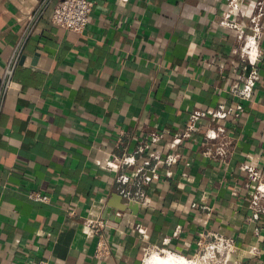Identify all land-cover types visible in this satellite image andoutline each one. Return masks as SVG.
<instances>
[{
  "label": "crops",
  "instance_id": "crops-1",
  "mask_svg": "<svg viewBox=\"0 0 264 264\" xmlns=\"http://www.w3.org/2000/svg\"><path fill=\"white\" fill-rule=\"evenodd\" d=\"M58 1L0 0V264H144L154 246L191 256L202 231L233 239L244 264H264V217L249 219L241 169L264 174V0H92L82 33L52 22ZM231 20L258 39L253 96L174 146L192 110L235 104L233 84L251 77L233 55L242 41ZM220 124L225 157L204 142ZM152 131L165 133L153 151L178 161L126 187L118 177L135 168L107 162ZM98 217L112 248L103 259L85 226Z\"/></svg>",
  "mask_w": 264,
  "mask_h": 264
},
{
  "label": "built area",
  "instance_id": "built-area-1",
  "mask_svg": "<svg viewBox=\"0 0 264 264\" xmlns=\"http://www.w3.org/2000/svg\"><path fill=\"white\" fill-rule=\"evenodd\" d=\"M93 7L94 2L92 0H59L53 10L52 22L62 28L82 33L89 23ZM226 17H229V15H226ZM228 24L236 30L238 38L242 41L241 46L233 50V55L240 58V63L244 65V68L249 66L251 77L245 84H240L239 82L233 84L232 93L237 99L235 104L221 102L213 109L192 110L184 129L173 135L172 143L174 146L179 145L183 140L193 139L199 131V123L203 119L223 122L228 118L237 117L244 110L243 102L250 100L253 96L254 87L259 78L257 64L261 57L258 39L254 35L249 37V39H245L246 28L240 22L231 20ZM13 64L14 60L10 62L7 68V75L12 72ZM164 138V132L152 131L143 136L142 143L133 151L113 154L107 162V166L118 169L135 168L132 176L121 174L118 177L119 181L126 187H129L134 182L137 185L149 183L159 177V163L164 161L166 164H174L178 161L177 154H167L165 157H161L158 151H153V148ZM204 142L210 145V148L206 151L208 155L225 157L229 153L231 141L225 125L220 124L216 132L208 130L204 135ZM140 159L144 160L143 164L139 165ZM153 161L155 163L149 173L144 171L143 167L150 165ZM241 169L246 175V187L250 190L249 209L251 210V215L249 219L254 222H260L264 217V174L250 165H243ZM122 192L125 196L131 195V191L128 188H124ZM136 195L140 197L141 201H147L144 192L137 191ZM29 198L37 201H47L49 199L47 195L36 191L30 192ZM85 226L88 233L97 238L95 256L99 259L108 257L112 253V248L106 235L109 227L107 221L101 217L87 218ZM195 243L196 250L191 256L154 246L146 252L145 261L150 251H157L163 254H172L190 264H244L240 259L234 258L236 245L233 239L219 232L202 231L199 233ZM145 261L144 264L146 263ZM36 264H48V261L40 260Z\"/></svg>",
  "mask_w": 264,
  "mask_h": 264
},
{
  "label": "bare ground",
  "instance_id": "bare-ground-1",
  "mask_svg": "<svg viewBox=\"0 0 264 264\" xmlns=\"http://www.w3.org/2000/svg\"><path fill=\"white\" fill-rule=\"evenodd\" d=\"M150 261L147 264H190L183 259H178V257L172 254H167L165 256H156V258L153 259V263H151L152 261Z\"/></svg>",
  "mask_w": 264,
  "mask_h": 264
},
{
  "label": "rangeland",
  "instance_id": "rangeland-1",
  "mask_svg": "<svg viewBox=\"0 0 264 264\" xmlns=\"http://www.w3.org/2000/svg\"><path fill=\"white\" fill-rule=\"evenodd\" d=\"M167 254L168 253L163 254V253H160L157 251H150L146 257V263L145 264H147L150 260L152 261V262L151 261L150 262L153 263V259L156 258V256H165ZM196 264H198V263H196ZM199 264H202V263H199Z\"/></svg>",
  "mask_w": 264,
  "mask_h": 264
}]
</instances>
